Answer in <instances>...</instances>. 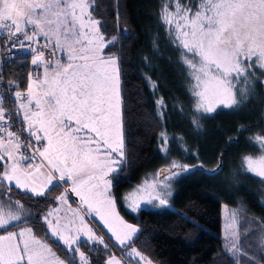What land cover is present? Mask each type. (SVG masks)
Here are the masks:
<instances>
[{"label":"snow or ice","instance_id":"obj_1","mask_svg":"<svg viewBox=\"0 0 264 264\" xmlns=\"http://www.w3.org/2000/svg\"><path fill=\"white\" fill-rule=\"evenodd\" d=\"M92 4L93 0H0V33L7 34L12 46L33 41L37 47L31 48L32 64L42 69L35 78L29 77L26 92H14L16 109H6V97L0 95V189L10 193L15 187L44 196L60 181H71L70 190L57 197L67 206L65 215H59L57 208L42 219L47 237L66 248L73 264L76 254L81 264H89L80 251L82 242L108 248L86 222L93 214L122 247L138 232L115 211L112 181L107 179L124 155L120 69L116 57L104 54L115 38L105 40L99 21L89 11ZM161 22L181 51L197 113L236 107L251 94L253 69L264 70V0H165ZM38 37L44 38L43 45ZM59 53L66 54V60ZM17 124L22 127L15 128ZM25 132L27 144L22 143ZM253 139L262 154L245 156L242 167L264 178V135ZM186 170V165L173 161L157 173L160 179L146 180V187L126 197L129 206L136 211L138 194L144 192L149 203L166 206L170 179ZM69 191L79 198L76 209L68 204ZM26 211L19 201L0 195V264H64L32 228L12 230L27 221ZM243 235L247 238L248 233ZM128 246L125 255L151 264ZM260 246L264 252V235ZM225 247L233 264H242L241 257H248L236 230H230ZM107 264L123 261L112 255Z\"/></svg>","mask_w":264,"mask_h":264},{"label":"trees","instance_id":"obj_2","mask_svg":"<svg viewBox=\"0 0 264 264\" xmlns=\"http://www.w3.org/2000/svg\"><path fill=\"white\" fill-rule=\"evenodd\" d=\"M164 2L93 0L89 9L105 39L115 38L104 54L118 59L125 154L111 173V192L123 217L138 225L130 246L153 264H233L221 237L226 204L244 210L239 234L248 257H241L242 264H264V178L242 167L245 156L262 154L253 138L264 135V74L253 69V90L238 106L197 113L181 51L161 22ZM29 69L27 58H18L6 65L5 76L25 90ZM173 161L187 170L173 179L172 209L125 211L123 195ZM54 190L33 196L13 187L0 195L19 201L36 238L73 264L66 248L45 232L42 218L55 204ZM80 249L89 264H104L101 247L82 242Z\"/></svg>","mask_w":264,"mask_h":264},{"label":"rangeland","instance_id":"obj_3","mask_svg":"<svg viewBox=\"0 0 264 264\" xmlns=\"http://www.w3.org/2000/svg\"><path fill=\"white\" fill-rule=\"evenodd\" d=\"M106 40V39H105ZM108 56H113V57H116L114 55H108ZM60 58L63 59V60H66V54L64 53H60ZM117 58V57H116ZM118 61V59H117ZM256 70H259L261 71L262 73H264V70L262 69H259V68H254ZM264 80V79H263ZM121 86V85H120ZM26 90V89H25ZM120 93H121V87H120ZM218 108H225L223 106H218L216 108V110ZM212 113V112H211ZM124 141V139H123ZM123 152L125 154V149L123 148ZM124 158V155L122 158H118L117 159V164L115 165L116 169L118 168L119 164H121L122 160ZM172 164V163H171ZM170 164V165H171ZM169 165V166H170ZM169 166H166L162 169H165V168H168ZM161 169L157 170L153 176H151L150 178L148 179H145L143 181H141L138 185L134 186L131 190H129L126 194L123 195V198H122V204L124 205V209L125 211H127L128 213L132 214V215H136L138 213V211L140 209H154V210H158V209H172V205H171V201H170V196L168 197V204L166 206H160L158 201H153L151 203L148 202V195H147V192H144V193H140L138 194V203H139V207L136 211H133L132 208L129 206L130 204V201H128L126 199V197H128V195L132 192H134L138 187H146V185L144 184V182L147 180L149 183H152L154 178L155 179H160V177H157V173L160 171ZM183 171L179 172L178 175H180ZM178 175L172 177L170 179V184H171V193H172V182H173V179H175ZM107 179H110L111 180V173L109 174V176L107 177ZM70 185H71V181H69L68 183H65L63 181H60L59 182V186L58 187H55L54 189V193H53V200L55 201V204L48 210L51 211L53 209H57L59 208L60 209V212L58 213L59 215L63 216L65 215V212L67 210V206L64 205L61 201H59L57 199V197L61 196L62 194L65 193V190L66 189H69L70 190ZM110 192H111V187H110ZM31 195H33L32 193H30ZM69 195V199H68V204L71 205V207L73 209H76L79 205V198L75 196L74 193H68ZM111 195H112V192H111ZM35 196V195H33ZM139 196H143V199H139ZM5 200L8 199L7 196H3ZM112 198L114 199L115 201V211L119 214V216L127 223V224H130V225H133L135 226L137 229H138V225L136 223H132V222H129L127 221L123 215L120 213L118 207H117V202H116V199L114 198V196L112 195ZM12 200V199H11ZM13 201V200H12ZM15 202V201H13ZM47 212V213H48ZM46 213V214H47ZM232 214H235L237 216V220H230L229 219V216L232 215ZM244 214V210L241 208V207H231V206H228L226 204H222L221 205V237L223 239V249L225 251L226 250V247H225V244H226V238L227 236L230 234V230H236L239 232V228H240V225L242 224V215ZM26 215L27 217L29 216V212L26 211ZM67 215L68 216H71V212H67ZM86 222H88L89 224V227H91L93 229V231L95 232L96 236L98 237H102L103 240L105 241V243L108 245V248L105 249L104 248V245H101V244H93V245H97L99 247H101L103 249V254L105 255V258H104V264H107V260L112 256L114 255L115 257H117L118 259H122L123 261V264H129V261L131 262V264H137V261L132 258V257H129L127 255H125L126 252L130 251V248L128 247V245L130 244L131 241H129L125 246H120L119 245V242L116 240L115 236L112 235V233L108 230V228L103 224V222L100 220L99 216H95V214H93V216L91 217H87L86 218ZM77 223H79V221H77ZM24 227H28L26 222L25 223H20L18 227H15L13 228L12 230L13 231H19L21 228H24ZM29 228V227H28ZM137 234V233H136ZM134 234V236L136 235ZM120 235H121V238L124 237V232L121 230L120 231ZM134 236L132 237V239L134 238ZM86 239V237H82V241ZM89 244H92L91 242H88ZM53 251V250H52ZM81 252H84V250L80 249ZM54 252V251H53ZM55 253V252H54ZM85 253V252H84ZM230 254V253H229ZM56 257H58L60 260H62L56 253H55ZM86 257L88 258L87 254H85ZM231 255V254H230ZM263 255H264V252H263ZM144 256V255H143ZM145 257V256H144ZM76 258H77V262L79 264H81V261H80V257L78 254H76ZM139 260V258H138ZM149 260V259H147ZM64 261V260H62ZM64 264H66V262L64 261ZM139 264H145V261L143 260H139ZM151 264H153L151 262Z\"/></svg>","mask_w":264,"mask_h":264},{"label":"built area","instance_id":"obj_4","mask_svg":"<svg viewBox=\"0 0 264 264\" xmlns=\"http://www.w3.org/2000/svg\"><path fill=\"white\" fill-rule=\"evenodd\" d=\"M20 39L23 40V37H21ZM38 39L41 41V45H43L45 41L40 37H38ZM32 47H37V45L33 41L27 40H23V46H21L20 43H16L15 46H12V41L8 38L7 34L0 33V95L6 97V99L4 100V107L6 109L17 108V104L13 102L15 91L26 92V90L20 89L15 82L6 78V65L18 58H27L30 67L28 77L31 76L35 78L38 72H42V69H36V66L32 64V58L34 56V53L31 51ZM50 47L51 45H49V48ZM47 55L48 50L45 49V56L47 57ZM58 56L60 57V53L58 54ZM55 58L56 57H54V59ZM20 127H22V125H15V128L17 129ZM22 143H28V135L26 132L23 133Z\"/></svg>","mask_w":264,"mask_h":264},{"label":"crops","instance_id":"obj_5","mask_svg":"<svg viewBox=\"0 0 264 264\" xmlns=\"http://www.w3.org/2000/svg\"><path fill=\"white\" fill-rule=\"evenodd\" d=\"M41 39H43L44 40V38L43 37H40ZM60 58V57H59ZM29 78V77H28ZM28 84H29V81H28ZM28 84H27V86H28ZM26 90H27V88H26ZM121 259V258H120ZM137 262L139 261L138 260V258H134Z\"/></svg>","mask_w":264,"mask_h":264}]
</instances>
